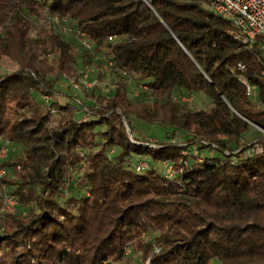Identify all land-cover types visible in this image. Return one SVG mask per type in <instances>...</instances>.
<instances>
[{
    "label": "trees",
    "instance_id": "16d2710c",
    "mask_svg": "<svg viewBox=\"0 0 264 264\" xmlns=\"http://www.w3.org/2000/svg\"><path fill=\"white\" fill-rule=\"evenodd\" d=\"M35 20L49 26L33 38ZM79 33L87 58L119 75L114 93L93 88L88 107L68 98L43 112L39 98L80 77L65 37L84 48ZM263 43L236 38L202 0H0V62L13 65L0 72L13 177L0 188L18 199L14 215L0 213V264H264ZM133 79L152 102H133ZM199 93L209 107L192 110L183 97ZM132 117L182 141L137 138Z\"/></svg>",
    "mask_w": 264,
    "mask_h": 264
},
{
    "label": "rangeland",
    "instance_id": "374dc122",
    "mask_svg": "<svg viewBox=\"0 0 264 264\" xmlns=\"http://www.w3.org/2000/svg\"><path fill=\"white\" fill-rule=\"evenodd\" d=\"M35 27L32 31V37L36 38L38 36V33L44 28L48 27L49 25L43 23L42 21H34ZM64 28V26H62ZM70 28L69 24L67 25V29ZM67 31H70L68 29ZM71 32V31H70ZM67 40H71L74 43L76 54L78 57V64L77 68L80 71V77L77 79L79 80L83 75H87V80L91 83L95 82L97 85L95 87L96 93H102L108 96L113 95L114 93V87L115 83L119 78V75L111 69L109 64L102 60L101 55L99 56H93L87 58V49L82 48L79 46V41L75 34L66 35L65 36ZM87 58V61L90 62V64H86L85 60ZM11 63H9L7 60H2L0 62V72H6L8 70H11ZM71 80V81H70ZM76 80L74 78H61L57 89L59 90L60 95H58L55 98L47 99V98H39L40 102V108L43 112H48L50 110V105L52 102L55 101H61L62 103L67 102L68 98L74 101H81L85 106L91 105V100L86 97L85 95H88L90 90H87L83 85L82 82H79V89H75L72 86V81ZM143 84L138 80H131L130 81V87H129V96L133 100L134 103L139 102H152V98L148 96V94L143 90ZM88 91V92H87ZM180 96V95H178ZM185 101H187L185 104L192 110H201L206 109L209 107L210 101L205 97L204 93L194 94V95H185L183 97ZM79 99V100H78ZM252 100H257V89L253 90V96L251 98ZM53 121L58 122L60 120V115L53 111ZM78 118L82 119L83 121L88 118L87 111L85 109H82L78 111L76 114ZM132 125H133V134L137 138L146 139L149 142L156 143V142H167V141H182L180 138V132L178 134H175L172 136L174 132H171L172 130L163 128L156 124H150L143 120H140L136 117H132ZM183 133V132H182ZM184 134V133H183ZM21 151V148L14 147L12 154L15 157L19 154ZM149 159L146 158V156L141 157L137 159L138 162L144 161L147 162ZM148 166L149 163L147 162ZM13 177L10 176L9 179ZM78 190L75 188L74 192L76 193ZM81 193V192H79ZM127 251V253H129Z\"/></svg>",
    "mask_w": 264,
    "mask_h": 264
},
{
    "label": "built area",
    "instance_id": "2783aa9c",
    "mask_svg": "<svg viewBox=\"0 0 264 264\" xmlns=\"http://www.w3.org/2000/svg\"><path fill=\"white\" fill-rule=\"evenodd\" d=\"M204 7L210 12L230 22L232 26V33L236 38L253 45L258 39L264 41V0H202ZM55 23L60 27L62 32L67 31V26L64 25L65 21H61L58 18L54 19ZM64 26V28H62ZM81 45L87 50H92L93 45L84 38V34H78ZM262 50L264 55V43L262 44ZM237 69L240 72L246 71V66L243 63H239ZM261 76L264 78V68L262 69ZM71 81V80H70ZM87 89H93L96 87V83L89 82L87 75H83L79 80H73L72 86L75 89H79V82ZM242 81L247 89V96L252 98L253 90L256 89L246 79L242 78ZM48 100L51 97L45 96ZM264 108V107H263ZM53 113V112H52ZM53 117V115H52ZM56 125L57 122L53 121ZM256 127V126H255ZM263 135L264 130L256 127ZM263 149L259 148L258 152H262ZM252 153V152H251ZM10 155V143L7 139H0V180H7L10 178V171L6 167L5 163ZM166 170L164 174L166 178H173L174 174L170 167L166 164ZM149 168L147 162L140 161L135 165L137 172H144ZM1 194V209L0 213L2 217L14 215L18 208V199L16 195L9 189L7 183H3L0 188ZM158 250V249H157Z\"/></svg>",
    "mask_w": 264,
    "mask_h": 264
}]
</instances>
